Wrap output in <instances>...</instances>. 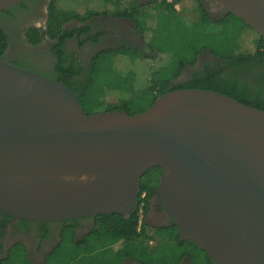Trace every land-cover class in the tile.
Wrapping results in <instances>:
<instances>
[{
    "label": "water",
    "instance_id": "water-1",
    "mask_svg": "<svg viewBox=\"0 0 264 264\" xmlns=\"http://www.w3.org/2000/svg\"><path fill=\"white\" fill-rule=\"evenodd\" d=\"M27 0H0V12ZM264 39V0H211ZM180 239L214 264H264V111L211 91L86 114L62 82L0 60V214L128 217L141 177Z\"/></svg>",
    "mask_w": 264,
    "mask_h": 264
},
{
    "label": "trees",
    "instance_id": "trees-1",
    "mask_svg": "<svg viewBox=\"0 0 264 264\" xmlns=\"http://www.w3.org/2000/svg\"><path fill=\"white\" fill-rule=\"evenodd\" d=\"M176 4L180 5L178 10ZM106 14L130 20L148 53L130 46L104 50L93 58L83 83L73 82L74 72L62 67L63 77L54 81H61L73 91L82 109L88 102V93L99 87L110 101L117 103L116 108L105 112L122 111L129 116L146 111L159 96L183 89L216 92L264 111V39L231 13L213 21L201 0H162L144 6L135 0H51L45 31L29 29L25 39L29 45L37 46L44 37L56 39L63 33L62 26L70 21L83 23ZM250 32L255 37L243 42ZM8 44V35L0 26V60L4 59ZM244 46L248 47L243 51ZM204 51L222 64L215 71L207 68L204 77L195 75L188 83L172 86ZM143 61L146 66L133 69V65L141 67ZM153 171L156 170L141 177L136 211L127 219L120 215L96 216L84 244L87 251H76L60 264H110L115 259L119 264L125 258L138 264H179L188 248L205 255L190 242L181 241L173 226L154 233L139 227V207L141 202L147 203L146 199L140 200V195L144 192L150 198L156 191L159 177L151 176ZM150 240L155 244L150 245ZM109 258L112 259L106 261ZM53 263L51 258L46 262ZM1 264L28 262L21 252L12 253Z\"/></svg>",
    "mask_w": 264,
    "mask_h": 264
},
{
    "label": "flooded vegetation",
    "instance_id": "flooded-vegetation-1",
    "mask_svg": "<svg viewBox=\"0 0 264 264\" xmlns=\"http://www.w3.org/2000/svg\"><path fill=\"white\" fill-rule=\"evenodd\" d=\"M50 1L27 0L22 3V6L0 12V26L8 35V48L11 44L14 47L13 56L8 57L5 53L4 61L52 80L63 77V72L60 69L64 67L66 71L74 72L73 82L83 83L93 58L100 52L122 46L136 47L141 51H147L142 39L133 30L131 21L115 17L112 14L94 17L83 23L70 21L62 26L63 33H60L56 39L49 40L44 37L37 46L29 45L25 39V34L29 29L42 32L46 29ZM161 1L135 0L139 6ZM166 1L172 3L174 0ZM201 3L213 21H220L228 16L225 9L211 0H201ZM174 7L179 9L180 5L176 4ZM219 64H222L219 59L204 51L199 55L195 65L186 67L172 83V86L188 83L195 78V75L204 77L207 68L215 71ZM244 80H248V78L244 77ZM155 170L157 171V169ZM153 196L147 198V194L144 192L140 195V200L146 199L147 203L141 202L139 207L142 215L144 214L143 222L139 223V227L141 225L146 228L148 233L149 231L154 233L156 229L171 227L165 211L159 206L152 207ZM94 224L95 217L42 223L13 219L8 215L0 214V264L7 260L12 253L18 255L21 252L28 264H46L50 258L53 259V264H60L59 261L63 258L67 259L76 251H87L84 244L91 234ZM149 244L154 245L155 241L150 240ZM74 245H79V247L75 248ZM114 254L112 253V255ZM111 259H106V261ZM115 261L117 259L110 261V264H116ZM119 264L138 263L130 258H125ZM179 264L214 263L201 252L188 248V250H184V256Z\"/></svg>",
    "mask_w": 264,
    "mask_h": 264
},
{
    "label": "rangeland",
    "instance_id": "rangeland-1",
    "mask_svg": "<svg viewBox=\"0 0 264 264\" xmlns=\"http://www.w3.org/2000/svg\"><path fill=\"white\" fill-rule=\"evenodd\" d=\"M178 8V7H177ZM255 35L254 33L250 32L248 33L247 36H245L243 38V42H247L249 40H251L252 38H254ZM248 46H244V48L242 49L243 51L246 50ZM14 47H12V44L9 46L8 50L6 51L7 56L8 57H12L14 54ZM145 53H148L147 51H145ZM141 65V64H140ZM146 66V62L143 61L142 66H135L133 65V69L135 68H142ZM87 104L85 105V107L83 108V111L86 114H93V113H99V112H105L108 110H112L114 108H116L117 103L116 102H112L110 101L107 96L105 95V93L103 91L100 90L99 87H95L93 88L87 95ZM151 176H158L160 175V173L158 171H153L151 174Z\"/></svg>",
    "mask_w": 264,
    "mask_h": 264
},
{
    "label": "built area",
    "instance_id": "built-area-1",
    "mask_svg": "<svg viewBox=\"0 0 264 264\" xmlns=\"http://www.w3.org/2000/svg\"><path fill=\"white\" fill-rule=\"evenodd\" d=\"M139 223H141V220H142V213H141V211L139 210Z\"/></svg>",
    "mask_w": 264,
    "mask_h": 264
},
{
    "label": "crops",
    "instance_id": "crops-1",
    "mask_svg": "<svg viewBox=\"0 0 264 264\" xmlns=\"http://www.w3.org/2000/svg\"><path fill=\"white\" fill-rule=\"evenodd\" d=\"M177 8V7H176ZM178 10V9H177Z\"/></svg>",
    "mask_w": 264,
    "mask_h": 264
}]
</instances>
